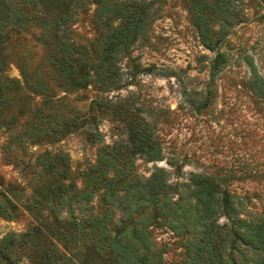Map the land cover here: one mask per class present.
<instances>
[{
	"label": "trees",
	"instance_id": "16d2710c",
	"mask_svg": "<svg viewBox=\"0 0 264 264\" xmlns=\"http://www.w3.org/2000/svg\"><path fill=\"white\" fill-rule=\"evenodd\" d=\"M185 1L201 43L216 53L214 77L228 60L221 46L237 23L242 1ZM89 3L95 4L97 32L91 46L72 32ZM161 3L0 0V131L6 133L0 149L30 189L0 179V216L31 217L25 231L0 237V264H163L153 232L158 226L185 236L180 264H264V209L248 210L245 199L229 188L228 176L191 173L179 182L165 167L155 166L148 176L136 171L138 158L164 159L157 124L133 120L126 100L106 93L123 87L122 61L147 37ZM25 33L46 53L35 65L21 54V78H11L5 73L7 46ZM250 66L248 86L264 97V75ZM89 86L106 94L92 100L89 116L67 111L57 90ZM97 111L113 114L126 137L100 144L95 161L80 173L81 186L64 151L29 153L32 146L97 122Z\"/></svg>",
	"mask_w": 264,
	"mask_h": 264
},
{
	"label": "rangeland",
	"instance_id": "374dc122",
	"mask_svg": "<svg viewBox=\"0 0 264 264\" xmlns=\"http://www.w3.org/2000/svg\"><path fill=\"white\" fill-rule=\"evenodd\" d=\"M161 1L147 37L140 39L122 61L123 87L106 93L109 99L126 100L133 120L144 117L157 124L164 159L147 162L138 158L136 171L148 176L155 166L165 167L171 180L179 182L187 181L191 173L226 175L229 188L245 199L248 210H262L264 97L252 92L248 80L251 63L264 75V0H241L237 23L221 46L228 60L214 77L210 70L216 53L201 43L186 1ZM94 8L95 4L89 3L72 27L75 38L87 46L97 34L92 21ZM7 52L5 73L21 78V54L35 65L46 50L32 34L25 33L23 38L10 40ZM57 94L65 97L67 111L75 110L84 118L91 112L92 100L106 96L95 86L71 92L57 90ZM94 114L97 122H88L59 141L32 146L29 153L64 151L81 186L80 173L95 161L100 144L126 137L113 114ZM5 137L0 131V145ZM0 179L30 192L21 171L1 149ZM30 222L28 213L14 219L0 216V237L25 231ZM153 232L163 250V264H180L185 236L166 226L155 227Z\"/></svg>",
	"mask_w": 264,
	"mask_h": 264
}]
</instances>
